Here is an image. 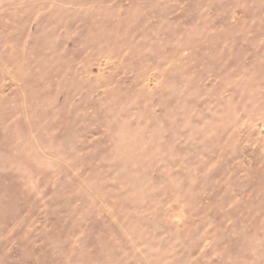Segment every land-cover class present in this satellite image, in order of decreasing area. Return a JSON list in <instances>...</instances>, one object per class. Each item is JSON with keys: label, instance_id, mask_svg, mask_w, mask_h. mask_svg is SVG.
Returning <instances> with one entry per match:
<instances>
[{"label": "rangeland", "instance_id": "1", "mask_svg": "<svg viewBox=\"0 0 264 264\" xmlns=\"http://www.w3.org/2000/svg\"><path fill=\"white\" fill-rule=\"evenodd\" d=\"M0 264H264V0H0Z\"/></svg>", "mask_w": 264, "mask_h": 264}]
</instances>
